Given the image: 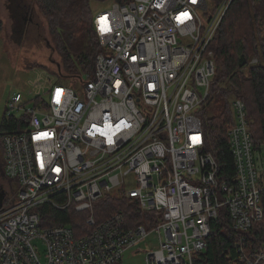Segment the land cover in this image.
I'll return each mask as SVG.
<instances>
[{
	"label": "built area",
	"instance_id": "obj_1",
	"mask_svg": "<svg viewBox=\"0 0 264 264\" xmlns=\"http://www.w3.org/2000/svg\"><path fill=\"white\" fill-rule=\"evenodd\" d=\"M231 2L208 23L206 0L113 2L93 17L101 49L91 72L63 80L36 71L30 99L11 96L4 117L23 126L2 138L4 175L14 186L0 208V264H117L152 234L158 245L143 264H197L222 208L240 234L264 219L262 160L244 103L233 100L226 126L230 179L218 175L199 116L215 73L210 43ZM107 195L156 212V222L129 226L123 211L97 220L93 208ZM44 204L86 212L90 230L77 237L70 226L42 227ZM235 247L245 264H264V243L250 254L243 238Z\"/></svg>",
	"mask_w": 264,
	"mask_h": 264
},
{
	"label": "trees",
	"instance_id": "obj_2",
	"mask_svg": "<svg viewBox=\"0 0 264 264\" xmlns=\"http://www.w3.org/2000/svg\"><path fill=\"white\" fill-rule=\"evenodd\" d=\"M94 1L105 0H34L38 11L46 19L53 49L59 57L57 73L65 79L91 72L95 55L101 49L93 28ZM110 1L123 3L129 0ZM222 1L206 0L207 10L202 13L206 23ZM260 2L264 4V0ZM263 14L264 10L261 13L255 6V0H232L210 43L214 54L215 73L209 91L214 98L212 97V106L208 107L211 113L207 115L206 107L202 106L199 116L206 149L216 158L219 165L218 175L222 179H230L234 173L226 133V126L234 121L233 100L240 99L245 105L253 149L259 151L264 146V38L255 36L256 32H260L259 16ZM241 55L246 59L244 65L251 58H257L258 61L245 71H240L238 59ZM78 68L82 71L76 74ZM21 125L15 118L3 117L0 122V181L6 179L3 170V135L6 131L21 128ZM261 204L264 208V191L261 193ZM38 211L41 226L44 228L70 226L77 237L90 230L85 224L88 216L86 212L77 213L72 208L57 209L49 204L42 205ZM118 211L125 213L129 226L144 224L152 227L158 217L156 212H142L136 204L127 203L117 195H107L98 202L95 216L101 221ZM241 238L246 254L259 250L264 243V219L254 223L246 233L240 234L233 228L227 209L222 208L210 224L207 249L198 255L196 263L245 264L235 247Z\"/></svg>",
	"mask_w": 264,
	"mask_h": 264
},
{
	"label": "rangeland",
	"instance_id": "obj_3",
	"mask_svg": "<svg viewBox=\"0 0 264 264\" xmlns=\"http://www.w3.org/2000/svg\"><path fill=\"white\" fill-rule=\"evenodd\" d=\"M29 3L30 10L32 11L29 16L31 19L28 21L29 28L25 21L22 23L24 16L23 6L25 3ZM110 0L103 2L94 1L93 10L96 12L105 10L111 6ZM255 6L257 9L264 10V4H261L260 0H255ZM259 34H255L256 37L264 38V14L259 16ZM13 21H12V20ZM4 23V26L0 28V122L4 117V111L6 105L11 96L15 93H20L22 101L30 99L27 96L28 84L37 75L36 71L46 73L52 79L64 78L57 73L56 64L59 62V57L53 49V42L49 34L48 25L46 19L40 14L34 0H0V25ZM14 24V25H13ZM82 71L78 68L76 74ZM66 82V81H65ZM80 91L83 90L82 84L77 85ZM210 94L209 100H206L203 104L206 107V113H211L210 108L213 102ZM11 114L19 115L20 112L11 111ZM258 159L264 161V146L255 153ZM0 158L2 159V153L0 149ZM259 178L264 185V163L259 165ZM129 178H132L129 176ZM130 180V179H129ZM1 188L6 192V189L12 187L6 179H1ZM128 188L134 187V184L128 183ZM14 191V188H12ZM97 203L94 206V215L96 213ZM96 217V216H95ZM34 245L37 247L39 253L43 252L44 246L42 241L34 240ZM158 245L157 234H152L142 242L137 244L133 249L127 251L121 260L120 264H143L144 253L150 249H155ZM138 251V253H135Z\"/></svg>",
	"mask_w": 264,
	"mask_h": 264
},
{
	"label": "flooded vegetation",
	"instance_id": "obj_4",
	"mask_svg": "<svg viewBox=\"0 0 264 264\" xmlns=\"http://www.w3.org/2000/svg\"><path fill=\"white\" fill-rule=\"evenodd\" d=\"M30 4L29 3H25L24 4V6H23V12L25 13L24 14V16H23V18H22V23H23V21H25V23L24 24H26V26H27V29L29 28V26H28V21L31 19L29 16L31 15V13H32V11L30 10L31 8H30V6H29ZM30 22V21H29ZM14 25V24H13ZM0 188H1V186H0Z\"/></svg>",
	"mask_w": 264,
	"mask_h": 264
},
{
	"label": "water",
	"instance_id": "obj_5",
	"mask_svg": "<svg viewBox=\"0 0 264 264\" xmlns=\"http://www.w3.org/2000/svg\"><path fill=\"white\" fill-rule=\"evenodd\" d=\"M245 61H246L245 57L241 55L240 58L238 59V67H242L245 64ZM4 199H5V193L0 192V208L2 207Z\"/></svg>",
	"mask_w": 264,
	"mask_h": 264
},
{
	"label": "bare ground",
	"instance_id": "obj_6",
	"mask_svg": "<svg viewBox=\"0 0 264 264\" xmlns=\"http://www.w3.org/2000/svg\"><path fill=\"white\" fill-rule=\"evenodd\" d=\"M13 185H14V183H13ZM7 191V190H6ZM0 192H4L5 193V197H6V192L4 191V190H0Z\"/></svg>",
	"mask_w": 264,
	"mask_h": 264
},
{
	"label": "crops",
	"instance_id": "obj_7",
	"mask_svg": "<svg viewBox=\"0 0 264 264\" xmlns=\"http://www.w3.org/2000/svg\"><path fill=\"white\" fill-rule=\"evenodd\" d=\"M12 20V19H11ZM13 21V20H12ZM2 26H4V23L2 24ZM264 163V161L262 160V162L260 163V165H262Z\"/></svg>",
	"mask_w": 264,
	"mask_h": 264
}]
</instances>
